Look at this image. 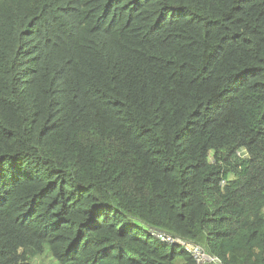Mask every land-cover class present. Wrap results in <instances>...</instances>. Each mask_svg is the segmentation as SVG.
I'll return each mask as SVG.
<instances>
[{"label": "trees", "instance_id": "obj_1", "mask_svg": "<svg viewBox=\"0 0 264 264\" xmlns=\"http://www.w3.org/2000/svg\"><path fill=\"white\" fill-rule=\"evenodd\" d=\"M159 235L264 264V0H0V264Z\"/></svg>", "mask_w": 264, "mask_h": 264}, {"label": "built area", "instance_id": "obj_2", "mask_svg": "<svg viewBox=\"0 0 264 264\" xmlns=\"http://www.w3.org/2000/svg\"><path fill=\"white\" fill-rule=\"evenodd\" d=\"M159 237L162 240L174 241V242L186 245L189 252H191V254L193 255L196 264H208V263H216L217 264L218 263V260L216 257H212V256L206 254L200 247H198L195 244L186 243V242L179 240V239L172 240L171 237H168L165 235H161V236L159 235Z\"/></svg>", "mask_w": 264, "mask_h": 264}, {"label": "rangeland", "instance_id": "obj_3", "mask_svg": "<svg viewBox=\"0 0 264 264\" xmlns=\"http://www.w3.org/2000/svg\"><path fill=\"white\" fill-rule=\"evenodd\" d=\"M42 264H58V263L55 262L50 256H46L42 261ZM212 264H216V263H212Z\"/></svg>", "mask_w": 264, "mask_h": 264}]
</instances>
